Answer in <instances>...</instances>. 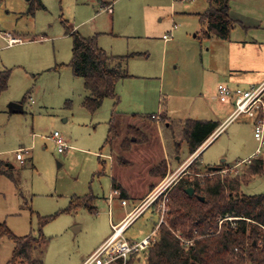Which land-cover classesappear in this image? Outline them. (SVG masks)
Here are the masks:
<instances>
[{"label":"rangeland","instance_id":"obj_1","mask_svg":"<svg viewBox=\"0 0 264 264\" xmlns=\"http://www.w3.org/2000/svg\"><path fill=\"white\" fill-rule=\"evenodd\" d=\"M235 2L244 5L245 0ZM41 3L43 7L34 13L28 12L31 4L37 5L36 0L0 4V29L15 30L25 39L9 45L0 37V69L11 72L9 88L0 95V158L9 159L21 175L18 184L0 176V223L5 222L18 236L42 235L44 241L35 253L42 264H82L110 237L113 224L157 192H162L158 202L133 217L123 238L139 242L152 236L151 241L157 223L164 222L160 220L165 195L185 173L176 171L165 178L150 174L166 156L165 150L168 152L163 120L224 123L200 151L202 174L243 172L252 161H247L248 155L255 153L259 142L253 120L246 114L228 118L233 109L220 100L217 87L226 73L224 42L202 36L200 18L191 13L208 7L207 0ZM106 3H113L112 10ZM7 9L24 12L14 17L6 14ZM175 25L173 37L164 40V34ZM76 30L96 37L98 46L110 55H130L125 67L131 76L117 84L118 98H105L95 112L84 107L88 91L83 77L71 67L72 32ZM10 102L22 105V111L10 114ZM153 113L162 115L152 119L149 116ZM163 114L171 119L162 118ZM130 125L142 129L148 140L133 142L126 150L123 141L136 140L127 131ZM55 131L66 142L62 152L53 138ZM20 147L24 150L23 164L16 159ZM173 155H169L170 171L189 161L187 171L198 167L191 164L193 154L186 141L180 154ZM211 167L225 170L212 171ZM153 179L155 184L150 185ZM114 180L125 183L130 191L128 205L122 204L121 194L114 193ZM241 193L264 194V176L243 184ZM87 195L93 198L85 204L80 199ZM75 199L80 201L75 204ZM48 216L54 217L41 224V217ZM234 218H222L219 228L224 220ZM13 248L11 239L0 238V264H8ZM138 255L136 264H147L145 253Z\"/></svg>","mask_w":264,"mask_h":264},{"label":"trees","instance_id":"obj_2","mask_svg":"<svg viewBox=\"0 0 264 264\" xmlns=\"http://www.w3.org/2000/svg\"><path fill=\"white\" fill-rule=\"evenodd\" d=\"M2 1L4 0H0ZM207 1L209 7L199 15L202 36L229 39L235 24L230 15V0ZM36 2L37 5L31 4L28 13H34L35 9L43 7L41 0ZM72 36L71 67L76 75L83 77L88 91L84 107L95 112L105 98H118V82L131 76L125 67L130 55L108 54L98 46L96 37H86L76 31L72 32ZM10 74L8 69L0 71V95L9 87ZM149 117L156 119L152 115ZM162 125L170 157L173 153V157L180 154L184 141L190 155L194 154L219 127L218 122L203 119L180 122L163 120ZM127 131L136 140H124L122 147L126 150L130 149L133 142H146L148 139L143 130L136 126L130 125ZM201 154L191 163L198 165L196 170H188L173 183L165 200V220L160 225L157 223L149 247L131 253L126 260L120 258L112 264H136L140 259L139 252L145 253L147 264H264V194L241 193L243 184H248L256 176H264V152L253 157L241 173L228 172L222 175L220 172L214 176L200 171ZM1 164L0 173H3L5 170H1ZM222 170L225 168L222 167ZM167 173L165 159L150 172L152 176L159 178H165ZM189 187L194 188L192 195L186 192ZM113 188L121 189L115 180ZM121 196L127 198L128 194L121 189ZM92 198V195H87L80 200L88 203ZM76 200L80 201L73 200L75 204ZM154 202L157 203L158 200ZM226 216L235 218L224 220L220 229L219 220ZM53 217H41L40 223L44 224ZM2 237H8L14 243L12 258L8 264H42L41 260L35 258L36 246L44 241L42 235L18 236L5 223H0V238ZM191 240L193 241L189 243Z\"/></svg>","mask_w":264,"mask_h":264},{"label":"crops","instance_id":"obj_3","mask_svg":"<svg viewBox=\"0 0 264 264\" xmlns=\"http://www.w3.org/2000/svg\"><path fill=\"white\" fill-rule=\"evenodd\" d=\"M6 1L7 0H4L0 2V4H4L6 3ZM234 4H238V5H234ZM103 5L105 6V4ZM106 5L108 6L109 10H112L113 3H106ZM229 6H230V15L232 19L235 21V24H234V27L231 29L229 39L223 40L224 44H221L222 54L226 55L225 71L227 74L223 73L224 76L221 80L222 83L220 84H225L232 89H238V88L249 89L251 87L259 86L264 83V0H245L244 5H242L239 2H235V0H230ZM208 7L205 6L204 7L205 9L203 11H196V12L190 11V12L196 14L199 17V15L205 12ZM23 12L24 11H21V10L7 9L6 14L8 15L12 14L14 17H16V16L21 15ZM0 22L1 24L3 22V17L1 15H0ZM2 32L4 35L10 34L13 36H18L22 38L23 41H25L23 35L18 33L15 30L10 29V30L2 31ZM76 32L78 31L76 30ZM3 36H0V37H2V39L4 40L5 37ZM172 37H173V32H172ZM163 39H164V36H163ZM2 70H5V69H0V71ZM248 73H250V75H248ZM252 74H254L255 76H252ZM125 79H122L120 81H124ZM14 103L15 102H10L7 105V110H9L8 112H10V114L15 113V112L10 111V105ZM224 103H229V107L231 109H234L233 102L229 101V102H224ZM231 114L232 112L230 113L228 118H230ZM161 115L162 114H154V113L152 114V116H154L156 119L158 117L160 118ZM163 116H165L166 118H170L169 116L164 115V114ZM223 124L224 123H221L219 127L222 126ZM209 140L210 138L207 139L206 142L208 143ZM206 142L202 144V146L199 148L200 150L199 149L197 150L198 152L196 151L197 153L195 152L196 155H194L195 153L193 154V157L191 158V160L194 159L195 156L197 157L200 154V151L207 145ZM22 148L23 147H20L19 149H22ZM165 151H166V156L164 155V157L161 160L165 159L168 165V173L166 177L169 176L172 172H176V171L185 173L188 167H190V161L186 165H180L175 171H170L171 158L169 157L167 150ZM253 154H254L253 152L250 153L248 155L249 157L247 158H250ZM16 159H17V156H16ZM17 161L19 160L17 159ZM0 163H2L1 170H5L3 171V173H0V176H5L11 181H13L14 184H18L19 178L21 177V175L19 172L18 173L15 172L17 170L15 165L12 164V162L9 161V159H6V158H0ZM151 183L155 184L154 179L152 182H150V185ZM117 184L121 187V189L125 190L126 192L128 191V189H126L125 187L126 186L125 183H117ZM121 189L117 188L114 190H118L120 192ZM119 194H121V192ZM127 198H129V195ZM127 198H122V200L127 199ZM133 202L134 203L136 202L135 198H133ZM126 205H128V202ZM137 206L138 205H135L133 209H135ZM131 211H129L125 216L121 217L117 224L123 222V220L130 223L133 220V217L136 216L133 214L130 215ZM2 223H5V222H2ZM108 238H106L103 242H105Z\"/></svg>","mask_w":264,"mask_h":264},{"label":"built area","instance_id":"obj_4","mask_svg":"<svg viewBox=\"0 0 264 264\" xmlns=\"http://www.w3.org/2000/svg\"><path fill=\"white\" fill-rule=\"evenodd\" d=\"M175 28L176 25L174 28H172L170 33L164 35V39L166 41L171 39L172 31ZM3 35L4 34L0 29V36ZM3 37H5L9 45L23 42L22 38L10 34H6ZM218 94L222 102H233L234 109L230 116L231 119L246 114L253 120L254 136L259 142V146L256 149L254 155L248 158L247 161L251 160L253 157H258L264 152V83L259 86L251 87L249 89H232L225 84H219ZM223 128L224 125L220 126L210 137V140L217 136V134H219V132ZM53 138L56 140V143L58 145V151L62 152L66 147L64 138L58 131H55L53 133ZM23 152V149H19L16 153L17 159L22 164L25 163ZM196 153L194 155H196ZM195 158L196 156L194 157V159ZM114 193L119 194L120 192L118 190H114ZM160 194H162V192H157L156 194L148 196L145 200V203L133 209L130 212V215L139 214L145 207L151 205ZM122 204L126 205L127 200L123 199ZM166 212L167 206L164 199L163 215L160 222L164 221ZM127 224L128 222L125 220H123V222L119 224H114V231L110 235V237L105 242H103L82 264H112L116 263L120 258L126 260L128 255H130L131 253L147 248L152 236H148L139 242H129L123 238L124 228L127 226Z\"/></svg>","mask_w":264,"mask_h":264},{"label":"water","instance_id":"obj_5","mask_svg":"<svg viewBox=\"0 0 264 264\" xmlns=\"http://www.w3.org/2000/svg\"><path fill=\"white\" fill-rule=\"evenodd\" d=\"M22 105L18 104V103H14L10 105V111L11 112H21L22 111ZM212 171H222V167H211L210 168ZM186 192L190 195H192L194 193V188L193 187H189L186 189ZM202 200L204 199L203 197L201 198Z\"/></svg>","mask_w":264,"mask_h":264}]
</instances>
